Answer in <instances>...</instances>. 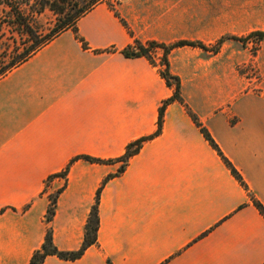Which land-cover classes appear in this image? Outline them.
Instances as JSON below:
<instances>
[{"label":"crops","instance_id":"crops-1","mask_svg":"<svg viewBox=\"0 0 264 264\" xmlns=\"http://www.w3.org/2000/svg\"><path fill=\"white\" fill-rule=\"evenodd\" d=\"M132 41L98 5L0 79V264H28L47 228L58 251H78L99 189L96 244L43 264H264L253 204L264 208V79L234 96L216 77L175 75L182 103L166 105L160 133L119 173L114 160L155 133L174 93L146 58L122 54ZM67 166L47 224L45 182Z\"/></svg>","mask_w":264,"mask_h":264},{"label":"rangeland","instance_id":"rangeland-1","mask_svg":"<svg viewBox=\"0 0 264 264\" xmlns=\"http://www.w3.org/2000/svg\"><path fill=\"white\" fill-rule=\"evenodd\" d=\"M90 5L113 11L133 38L128 50L144 47L158 72L164 70L165 56L170 76L216 77L219 95L231 91L234 96L256 90L264 79V41H240L264 31V0H68L65 13L71 16ZM60 18L45 10L35 27L44 36ZM179 41L200 43L204 49L176 47L165 54ZM55 179L65 188L66 178L47 179L48 197L57 191H52Z\"/></svg>","mask_w":264,"mask_h":264},{"label":"trees","instance_id":"trees-1","mask_svg":"<svg viewBox=\"0 0 264 264\" xmlns=\"http://www.w3.org/2000/svg\"><path fill=\"white\" fill-rule=\"evenodd\" d=\"M68 0H0V79L3 78L10 71L20 66L24 62H26L29 58H31L37 51L43 48L46 44L56 38L62 32L72 29L74 30L76 22L80 17L85 15L92 9V5L88 6L85 9L78 10L71 16H67L65 13V5ZM95 3V2H94ZM93 3V4H94ZM45 10H48L61 18L58 20V24L54 26V28L46 35L42 36L38 30V27H35L36 17L41 15ZM255 38L256 42L264 41V31L254 32L250 34L247 38H244L243 41L247 43L248 39ZM222 41V40H221ZM153 45L152 43L150 44ZM193 47L204 49L202 44L188 42V41H179L171 48L165 50V54L168 53L169 50L176 47ZM129 48L124 50L122 54L125 57H144L146 58L150 64H152L150 57L148 55L147 50L138 46L136 51H129ZM163 66L164 70L159 72L160 76L165 80V83L168 87H174L173 96L163 102L158 111V119H157V130L152 136L141 138L136 140L133 143H130L126 146L123 155L114 160L116 162H121V167L118 172L122 173L125 167L128 164V161L131 157L135 156L142 147V144L151 139L152 137L157 136L161 131L162 125V117L164 113V109L166 105L173 101H177L182 103V99L179 95V81L176 77L170 76L168 73V64L166 62L165 56L163 57ZM153 65V64H152ZM190 114V113H189ZM193 123L200 129L201 134L205 138V140L209 143V145L217 152L218 156L222 160L223 164L230 171L233 177L241 184V186L245 187L241 177L232 167V165L228 162L227 159L223 157L221 152L219 151L217 145L211 139L209 134L205 131V129L201 128V125L197 121L196 117L190 114ZM83 160L88 163H96V164H104L111 163L113 161H101L96 160L90 157H78L73 160ZM72 163V162H71ZM69 166L65 168V170L59 174L51 176L48 180H52L57 177L66 178ZM62 192V188L57 190L53 195H50L49 198V206L45 216V222L49 224L52 220V216L54 213V208L56 205V200L59 194ZM100 189L97 190L95 201L93 206L91 207L89 216L84 226V235L81 244V248L76 252H60L56 249L53 244L52 234L50 228H47V231L44 236L43 243L40 249L36 250L28 264H43L46 257L54 256L60 260H69L74 261L79 259L84 251L95 245L97 240V230H98V214L97 207L99 202ZM255 208L258 210L260 215L264 219V208L257 201L253 202Z\"/></svg>","mask_w":264,"mask_h":264}]
</instances>
